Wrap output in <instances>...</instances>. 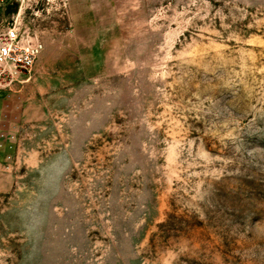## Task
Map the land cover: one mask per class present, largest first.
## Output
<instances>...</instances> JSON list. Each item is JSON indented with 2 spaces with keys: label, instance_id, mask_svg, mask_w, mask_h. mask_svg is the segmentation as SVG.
Returning <instances> with one entry per match:
<instances>
[{
  "label": "rangeland",
  "instance_id": "1",
  "mask_svg": "<svg viewBox=\"0 0 264 264\" xmlns=\"http://www.w3.org/2000/svg\"><path fill=\"white\" fill-rule=\"evenodd\" d=\"M19 12L45 49L0 89V264H264V0Z\"/></svg>",
  "mask_w": 264,
  "mask_h": 264
},
{
  "label": "built area",
  "instance_id": "2",
  "mask_svg": "<svg viewBox=\"0 0 264 264\" xmlns=\"http://www.w3.org/2000/svg\"><path fill=\"white\" fill-rule=\"evenodd\" d=\"M9 1L17 0H0V8ZM20 15L21 12L9 21H0V89H8L14 82L29 78L45 49L39 36L21 25ZM0 142L14 144L16 133L1 129Z\"/></svg>",
  "mask_w": 264,
  "mask_h": 264
},
{
  "label": "crops",
  "instance_id": "3",
  "mask_svg": "<svg viewBox=\"0 0 264 264\" xmlns=\"http://www.w3.org/2000/svg\"><path fill=\"white\" fill-rule=\"evenodd\" d=\"M20 82H25V81H20ZM14 86H15L14 88H17L16 85ZM8 98H9L8 93L0 91V130L6 128L5 124L8 125V128L12 127L9 124V121H11L12 123L16 121L18 115L17 108L21 107L22 105L21 103H18L16 101L13 103H9ZM7 117L9 118L8 122H6L5 120Z\"/></svg>",
  "mask_w": 264,
  "mask_h": 264
}]
</instances>
